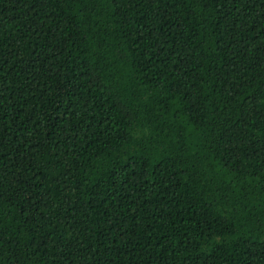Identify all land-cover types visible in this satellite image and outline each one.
<instances>
[{"label": "trees", "instance_id": "obj_1", "mask_svg": "<svg viewBox=\"0 0 264 264\" xmlns=\"http://www.w3.org/2000/svg\"><path fill=\"white\" fill-rule=\"evenodd\" d=\"M0 264H264V0H0Z\"/></svg>", "mask_w": 264, "mask_h": 264}, {"label": "snow or ice", "instance_id": "obj_2", "mask_svg": "<svg viewBox=\"0 0 264 264\" xmlns=\"http://www.w3.org/2000/svg\"><path fill=\"white\" fill-rule=\"evenodd\" d=\"M0 195H2V194H0Z\"/></svg>", "mask_w": 264, "mask_h": 264}]
</instances>
